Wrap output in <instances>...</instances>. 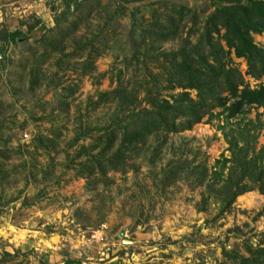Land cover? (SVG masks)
Masks as SVG:
<instances>
[{
  "label": "rangeland",
  "instance_id": "1",
  "mask_svg": "<svg viewBox=\"0 0 264 264\" xmlns=\"http://www.w3.org/2000/svg\"><path fill=\"white\" fill-rule=\"evenodd\" d=\"M151 1L127 2L123 15L109 20L116 10L114 0H81L78 10L70 3L68 19L58 25L54 18L66 9L64 0H0V9L7 12L0 32L16 28L25 32L29 23L38 21L26 36L0 53V257L2 252L12 255L4 264H64L68 259L78 264H223L230 262L229 250L248 256L247 246L264 248V194L257 189L244 192L229 210L219 213L217 198L205 189L209 181L195 184L193 175L186 177V170L200 162L210 175L217 170L215 160L221 154L229 156L223 129L218 127L224 122L222 116L207 121L204 115L189 129L150 135L139 155L127 158L124 173H107V184L76 172L85 157H75L76 152L80 146L91 145L96 134L72 143L73 137L121 117L115 103L95 106L97 93L112 90L118 81L127 88L144 82L152 86L148 70H160L154 61H147L148 69L134 60L128 63L132 10L136 7L146 22L149 9L166 12L159 3L149 5ZM167 1L190 11L178 35L163 42L159 50L179 49L186 36L189 45L194 44L199 36L195 28L214 9L211 0ZM193 14L198 17L196 25H192ZM74 21L77 27L63 40V52L93 38L100 53L92 73L81 77L80 66L71 62L84 57L71 58L66 68L56 65L58 53L42 56L49 49L44 36L54 40ZM252 37L264 46V31ZM231 56L232 65L251 88L264 83V76L254 79L244 74V60ZM31 69L39 79L33 89L28 83ZM74 86L76 90L69 94ZM158 88L161 97L179 91ZM143 95L140 91L138 99ZM190 96L195 98L194 90ZM218 110L212 109L213 114ZM257 117L263 128L255 131V150L264 145V113L262 108H251L243 117L254 122ZM239 120L230 119L224 131L238 122L242 126ZM38 136L55 138L56 146L36 150ZM99 150L100 146L95 147L90 154ZM184 161L189 164L185 172L167 177L168 163ZM202 205L204 209L199 210Z\"/></svg>",
  "mask_w": 264,
  "mask_h": 264
},
{
  "label": "trees",
  "instance_id": "2",
  "mask_svg": "<svg viewBox=\"0 0 264 264\" xmlns=\"http://www.w3.org/2000/svg\"><path fill=\"white\" fill-rule=\"evenodd\" d=\"M116 10L110 15L109 20L123 15L125 4L133 0H114ZM66 9L55 17V23L60 24L68 19L71 13L70 3H74V9L78 10L81 0H64ZM159 3L166 11L158 13L156 8L149 9V18L143 20L137 13L136 7L131 12L130 20V57L140 62L147 68V61H154L160 70L156 73L149 71L152 86L148 82L137 83L138 87L127 88L117 82L116 87L109 91L97 93L93 104L99 105L107 102L115 103L116 112L121 117L111 119L106 127L88 128L84 132L77 133L72 143L84 139L91 132H95L94 142L88 147L80 146L75 157L85 154L84 160L78 162L76 172L85 177L94 176V182L107 184L110 178L109 171L124 173L129 166L127 158L138 156L142 147L146 144L150 135L177 133L189 129L192 124L199 122L204 115L209 121L212 117L222 116L224 122L218 126L223 129L222 133L227 143L229 156H223L215 160L217 170L207 174L205 165L200 162L185 169L188 161L171 165L168 163L164 173L173 178L186 170V177L193 175L195 184H205L207 195L217 198L220 209L219 213L230 209L236 196L257 189L264 194V145L257 150L254 143L257 138L256 130L262 129L263 124L256 118L244 121V115L251 108H262L264 113V83L251 88L245 81L243 73L232 65V56L241 58L246 64L244 74L257 79L264 76V46L253 41L252 34L264 31V0H211L214 9L207 15L202 24L198 26L199 36L194 44L189 45L188 37L177 50H159L161 44L177 36L181 28L186 24V14L190 10L185 5H170L167 0H154L149 2ZM221 2H226L222 4ZM84 17V15H82ZM86 17V16H85ZM198 17L191 16L192 25H196ZM35 21L27 25L26 31L19 28L14 30H2L0 32V53H3L9 43L16 42L18 38L27 35L38 23ZM146 22V23H144ZM77 23L71 22L68 29L59 33L54 40L44 36L48 41L49 49L42 56L49 53H58L60 57L56 65H69L71 58H81L79 62H71L80 66L79 75H90L94 70L93 61L99 56V51L93 46V38L78 43L71 52L64 53L63 40L70 36L76 29ZM190 29L188 32H193ZM144 45V47H141ZM84 55V56H83ZM43 57V58H44ZM42 58L41 62L44 61ZM148 69V68H147ZM29 87L33 89L38 84V75L33 69L29 72ZM120 73L118 75V79ZM165 82V84H163ZM159 85L161 89L173 91L161 97L156 91ZM159 89V88H158ZM69 94L76 90V86L69 88ZM152 90L156 91L151 94ZM190 90H194L195 98L190 96ZM143 91L144 95L138 99V94ZM143 101V106L141 102ZM64 107L68 104L63 102ZM219 110L213 114L212 109ZM239 118L242 126L224 131L229 120ZM264 135V134H263ZM118 140V141H117ZM34 148L49 150L56 146L55 138L46 136L36 137ZM117 141L116 148L107 155ZM239 141L241 142L239 144ZM162 144V142H161ZM96 154H90V150L99 147ZM158 147H154L156 149ZM3 154V152H0ZM227 170L225 173L224 170ZM209 177V179H206ZM215 185H217L215 187ZM207 196L202 198V204ZM204 205L199 208L203 210ZM248 256H243L234 250L226 252L230 262L223 264H264V248H251L247 246ZM7 258H12L8 252H2L0 264ZM79 263L74 260H66L64 264Z\"/></svg>",
  "mask_w": 264,
  "mask_h": 264
},
{
  "label": "built area",
  "instance_id": "3",
  "mask_svg": "<svg viewBox=\"0 0 264 264\" xmlns=\"http://www.w3.org/2000/svg\"><path fill=\"white\" fill-rule=\"evenodd\" d=\"M7 16V12L0 9V24L4 22V18ZM24 137H26V134H24Z\"/></svg>",
  "mask_w": 264,
  "mask_h": 264
},
{
  "label": "water",
  "instance_id": "4",
  "mask_svg": "<svg viewBox=\"0 0 264 264\" xmlns=\"http://www.w3.org/2000/svg\"><path fill=\"white\" fill-rule=\"evenodd\" d=\"M22 38H18V40L20 41Z\"/></svg>",
  "mask_w": 264,
  "mask_h": 264
}]
</instances>
